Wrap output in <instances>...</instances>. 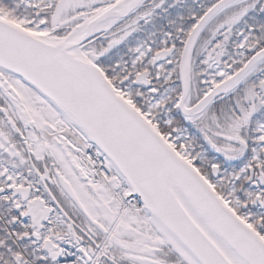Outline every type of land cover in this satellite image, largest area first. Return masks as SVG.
<instances>
[{"label":"snow or ice","instance_id":"1","mask_svg":"<svg viewBox=\"0 0 264 264\" xmlns=\"http://www.w3.org/2000/svg\"><path fill=\"white\" fill-rule=\"evenodd\" d=\"M0 264H264V0H0Z\"/></svg>","mask_w":264,"mask_h":264}]
</instances>
